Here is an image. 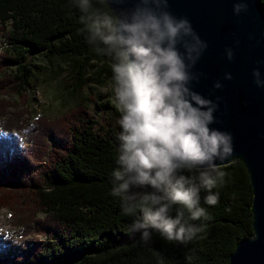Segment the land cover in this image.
<instances>
[{
    "label": "trees",
    "instance_id": "trees-1",
    "mask_svg": "<svg viewBox=\"0 0 264 264\" xmlns=\"http://www.w3.org/2000/svg\"><path fill=\"white\" fill-rule=\"evenodd\" d=\"M74 2L0 0V210L22 237L20 245L1 241L0 264H230L238 244L254 235L252 183L241 161L221 168L216 205L205 204L201 191L209 219L192 222L203 225L197 239L169 243L153 230L145 245L129 231L134 215L123 214L111 191L117 129L102 132L82 104L29 124L36 73L44 72L36 55L74 63L73 93L93 82L90 67L101 65L99 73L112 78L111 60L88 45ZM93 6L116 17L101 0ZM104 108L114 111L110 102Z\"/></svg>",
    "mask_w": 264,
    "mask_h": 264
},
{
    "label": "clouds",
    "instance_id": "clouds-1",
    "mask_svg": "<svg viewBox=\"0 0 264 264\" xmlns=\"http://www.w3.org/2000/svg\"><path fill=\"white\" fill-rule=\"evenodd\" d=\"M74 7L88 45L111 60L121 129L112 195L123 214L134 215L129 231L139 233L145 245L153 230L169 243L186 245L203 231L202 224L192 222L209 219L200 206L201 191L207 193L205 204L218 203L213 189L226 173L217 161L222 164L233 154L231 134L210 127L218 104L191 87L199 80L191 69L207 43L187 18L166 10L167 0H140L125 18L94 7L93 0H75ZM246 8L237 3L234 12ZM233 56L227 49L228 59ZM253 76L264 87L259 69ZM225 79L231 80V73ZM214 87L223 85L217 81Z\"/></svg>",
    "mask_w": 264,
    "mask_h": 264
},
{
    "label": "water",
    "instance_id": "water-1",
    "mask_svg": "<svg viewBox=\"0 0 264 264\" xmlns=\"http://www.w3.org/2000/svg\"><path fill=\"white\" fill-rule=\"evenodd\" d=\"M119 18L130 16L140 0H101ZM246 3L238 15L234 5ZM166 10L187 18L207 43L191 71L199 76L191 87L218 104L211 128L232 136L233 154L220 167L241 161L249 172L253 190V238L240 242L230 264H264V87L255 83L253 71L264 79V8L261 0H167ZM232 49V60L227 49ZM183 51V48H181ZM231 73L232 79H225ZM219 81L223 87H214Z\"/></svg>",
    "mask_w": 264,
    "mask_h": 264
},
{
    "label": "rangeland",
    "instance_id": "rangeland-1",
    "mask_svg": "<svg viewBox=\"0 0 264 264\" xmlns=\"http://www.w3.org/2000/svg\"><path fill=\"white\" fill-rule=\"evenodd\" d=\"M0 46H4L0 43ZM36 65L41 66L44 72L36 73L39 80V88L35 92L34 101L29 106L31 119L30 125H34L37 118L41 116H47L50 119H58L62 117L68 110L74 106L83 105L88 107L93 113L94 118L98 122V127L102 132L109 131L112 127H115L118 132L119 125L117 120L119 118V112L115 105V96L113 91L112 78L103 77L99 68L90 67L85 70L87 78L93 79L89 86L83 84L84 90L80 92H74L75 81L73 74L69 69L73 62H66L62 59H53L51 62L44 57L36 55L34 59ZM54 64V65H52ZM76 66V65H74ZM61 70H63L61 72ZM75 76L78 75L75 73ZM106 102H110V106L113 110L104 108ZM101 105L103 108H100ZM23 108H26L25 106ZM18 113V112H17ZM2 125L0 124V128ZM10 215L6 210H0V243L5 239H9V235H12L11 239L15 245H20L21 238L20 230L13 229L10 225ZM7 244V243H6ZM24 245V244H23ZM13 254L12 252L9 254Z\"/></svg>",
    "mask_w": 264,
    "mask_h": 264
}]
</instances>
